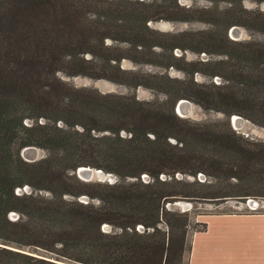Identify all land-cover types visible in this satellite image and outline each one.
I'll list each match as a JSON object with an SVG mask.
<instances>
[{
    "label": "trees",
    "instance_id": "16d2710c",
    "mask_svg": "<svg viewBox=\"0 0 264 264\" xmlns=\"http://www.w3.org/2000/svg\"><path fill=\"white\" fill-rule=\"evenodd\" d=\"M151 1L0 0V264H184L192 237L207 224L195 218L200 229L190 232L193 211L181 212L173 203L264 201V142L236 134L228 120L193 123L174 111L178 100L194 99L227 119L238 115L264 128V44L251 48L217 32L193 41L196 53L209 54L207 45L224 42L238 47L224 54L235 61L227 85L193 81L194 74L225 79L211 69L223 61L190 63L200 68L189 72L187 83L164 75L138 77L122 70L125 57L104 45L107 38L117 41L113 31L132 37L122 41L138 53L149 50L162 59L135 63L177 68L173 62L182 60L172 50L188 48L151 38L165 35L149 27L157 21L150 8H163L159 19L177 22L206 23L196 14L209 12L181 7L177 0L171 6ZM225 1L239 8L229 25L264 26L259 12L242 8L243 0ZM58 73L160 91L169 107L79 90ZM239 79L246 89L236 85ZM26 147L49 156L27 163L20 156ZM79 167L113 174L117 182H82L75 175ZM144 175L147 182L140 180ZM27 186V193H16ZM262 210L255 215H264ZM104 224L109 233L101 230Z\"/></svg>",
    "mask_w": 264,
    "mask_h": 264
},
{
    "label": "rangeland",
    "instance_id": "374dc122",
    "mask_svg": "<svg viewBox=\"0 0 264 264\" xmlns=\"http://www.w3.org/2000/svg\"><path fill=\"white\" fill-rule=\"evenodd\" d=\"M138 1H144V3H152L151 0H138ZM177 3L179 6L188 8H196L197 10H204V12L209 11L208 13L198 12L196 14L197 18L206 20V23L203 22H177V21H166L161 20L159 18H164L165 14L161 13L163 8H158L156 5H154L150 10L155 14L154 18L157 19L155 22H151L149 27L155 30L157 33L165 35V36H157L153 35L151 38L155 41L161 42L164 46H170L172 44H180L182 46H186V50H180L178 48H174L172 50V55L182 61H175L173 64L177 66L176 67H170L167 69H163L159 66H156L154 64H143V63H135L133 60H139V59H149L155 62L154 60L162 61L161 58L154 57L150 55L149 50L142 51L143 53H138V48L136 50L133 48V46L127 42H123L122 40H133V38L125 36L123 34H119L117 31H113L111 35L116 38L117 41H113L111 39H105L104 45L110 46L112 49V55L114 56H124L125 58L121 60L120 62V68L124 71H128L133 73V75H136L138 77H141L143 74H150V75H164L167 76L169 79H174L178 81H182L187 83L189 79V72L196 67L200 66H191L190 63L196 64L198 62H209L211 64L217 63L218 61H223L221 67L219 66H211V69L214 67L217 68L223 75L225 79H221L219 77H213L210 79L209 77L203 76L202 74H194L193 75V81L197 84H203V85H209L210 83H214L216 85L219 84H228L229 78L234 76V74L231 73L230 66L235 63L234 60H228L227 57L224 54H232L235 52L236 49H238L237 46H234L229 43H222L218 46H211L207 45L205 48L208 50L209 54L204 53H196L195 50L197 47L193 43L194 40H197L199 38H206L209 37V35H212V33L217 32L214 36L221 37L224 33H226L227 38L230 41H234L237 43H241L243 45H248L252 48V43H258V44H264V26L259 25L258 27H253L252 23H249L248 27H242V26H231L229 25L228 20L230 18H234L233 14L235 16H238L239 10L238 7H231V5L226 2L225 0H177ZM157 5L165 4L171 6L172 0H159V2L156 3ZM241 6L243 9H246L247 11H253V12H259L261 15L259 16L263 21L264 20V0H243L241 2ZM138 9L143 10L144 7L141 8V6H135ZM231 7V8H230ZM209 9V10H208ZM230 9H233V11ZM178 16V15H176ZM175 16V18H176ZM180 16V15H179ZM195 16V14H194ZM220 27V28H217ZM174 35H179V38L173 39L171 38ZM181 35V36H180ZM119 40V41H118ZM121 40V41H120ZM138 50V51H137ZM155 53H160L161 51L159 48L152 49ZM218 52L223 53V55H217ZM146 55V56H145ZM167 57V54H165ZM144 56V57H143ZM86 58H89L88 55H86ZM151 62V61H150ZM182 62V63H181ZM238 62V61H237ZM244 64V63H242ZM250 65V64H249ZM178 67L180 69H178ZM58 77L66 83L68 86L79 89V90H90L95 91L101 95H114V96H121V97H135L136 100L140 102H151V103H158L161 106L164 107L165 110L169 107L167 96L156 90H150L145 87H136L131 88L128 86L116 84L107 80H94L87 77L77 76V77H70L66 76L63 73H58ZM131 77V76H129ZM240 79L238 80V83L236 85L239 86V88H247L246 84H241ZM215 92L212 88H208L207 92ZM206 91V90H205ZM115 101V100H113ZM179 101V100H178ZM178 101L175 103V113H176V106L178 104ZM182 101H185L186 104L181 105V112L180 115L183 119L189 120L193 123H212L215 121H227L231 127V129L238 135L248 138L254 141L264 142V128L252 123L250 120H247L241 116L234 115L236 117H240V122L234 125V127L231 124L230 117L227 119V117L215 110L212 109H204L202 106H204V102L201 101L200 105L194 101V99H182ZM165 104V105H164ZM220 108H225L224 105H221ZM177 114V113H176ZM67 119L75 118L73 114H66L64 115ZM179 117V116H178ZM44 120H41V123H43ZM40 122L38 121V124ZM26 126H31L33 124L32 121L25 120V123H23ZM122 137H128L127 134L124 132H120ZM170 143H175L173 140H169ZM34 149V158L36 161L45 159L49 156V153L47 150L38 148V147H30ZM22 151V150H21ZM20 151V155H21ZM52 156H55V153L52 154ZM23 159V158H22ZM24 160V159H23ZM25 161V160H24ZM104 173V172H103ZM105 176H110L108 179L111 181V183L117 182V177L113 174L104 173ZM145 176V175H144ZM189 180H191L190 177H188ZM199 181H203L204 177H199ZM141 180V179H140ZM149 179H145L144 182H147ZM126 181V180H125ZM129 181V180H128ZM142 181V180H141ZM96 182V181H92ZM127 182V181H126ZM35 183V181H33ZM90 183V182H89ZM108 184L107 182H104ZM28 187V186H27ZM24 193V192H23ZM20 194V193H19ZM40 193L38 192V195ZM41 195H44L41 193ZM84 201L87 202V199ZM260 204H262L264 207V201L258 200ZM189 203V202H188ZM192 208L190 212H192V226L190 228V232H193L194 230L200 229L198 226H195V221L197 218V221L204 222L206 217L214 216V215H241V214H252L255 215L258 211H263L261 208H259L257 211H251L247 207L244 206L243 202L234 201V200H228L220 203H208V202H202V203H191ZM9 220H16L17 215L14 212H11L8 214ZM207 231L206 233L200 235L196 241L195 245L191 242V249L189 253L187 252L184 256V264H188V254H191V258L193 259L192 263H206L209 262L212 264L214 260L212 258H203L201 254L202 247L205 245L207 240H210L212 237L214 238L216 235L217 230L220 228L219 224L215 221H211L210 223H207ZM105 227V228H104ZM240 227H246L245 225L241 223H228L225 228H240ZM252 228L257 230L258 234L262 236L261 240L259 241V246L264 250V226L259 224H252ZM102 231H107L108 233L111 231V227L104 224L102 226ZM193 245V246H192Z\"/></svg>",
    "mask_w": 264,
    "mask_h": 264
},
{
    "label": "crops",
    "instance_id": "0c3cea01",
    "mask_svg": "<svg viewBox=\"0 0 264 264\" xmlns=\"http://www.w3.org/2000/svg\"><path fill=\"white\" fill-rule=\"evenodd\" d=\"M204 221L206 224L215 221L220 226L215 237L207 240L202 247L204 259L212 258V264H264V250L259 246L262 236L252 228L253 223L264 226V215H214L206 217ZM228 223H241L246 227L225 228ZM206 231L195 234L192 244L195 245L196 239ZM192 261L191 254H188V264H193Z\"/></svg>",
    "mask_w": 264,
    "mask_h": 264
},
{
    "label": "water",
    "instance_id": "95a60500",
    "mask_svg": "<svg viewBox=\"0 0 264 264\" xmlns=\"http://www.w3.org/2000/svg\"><path fill=\"white\" fill-rule=\"evenodd\" d=\"M183 104H186V102L182 101V99H181V100L178 101V104L176 106V113H177V115L180 118H182V116L180 115V112L182 110L181 105H183ZM233 116L234 115H232L230 117V120H231L232 126L234 127L235 119H234ZM236 118H238V120L240 119V117H236ZM33 151H34V149L30 148V147L23 148L22 151H21V155L20 156H21V158H23L25 160V162L34 163V162H36V159L33 156L34 155ZM75 175L77 176V178L80 181L85 182V183H89V182H92L94 180V181H96L98 183L107 182L108 184H114V182L111 183V181H109L108 178L110 176L106 177L105 174L99 169H92V168H89V167H79V168L76 169ZM144 177H146V176H144ZM199 177H201V176L199 175ZM162 179H163V176H162ZM187 179H188V177H187ZM191 180H193V179L191 178ZM85 199H86L85 197H81L80 198L81 202H83L84 204L86 203V201H84ZM244 206L247 207L251 211H255V210L259 209V208H263L262 207L263 205L260 204V202H258V199H254V198L246 199L245 202H244ZM170 207L179 209L181 212H189L191 210V208H192V205H191V203H188V202L177 201V202L173 203L172 206H170ZM103 232L104 233H108L107 231H103Z\"/></svg>",
    "mask_w": 264,
    "mask_h": 264
},
{
    "label": "built area",
    "instance_id": "2783aa9c",
    "mask_svg": "<svg viewBox=\"0 0 264 264\" xmlns=\"http://www.w3.org/2000/svg\"><path fill=\"white\" fill-rule=\"evenodd\" d=\"M145 179H147V176H146V177H144V176L141 177V180H142V181H145ZM198 179H199V176H198ZM28 190H29L28 187H23L22 189H17V190H16V193H17V194L22 193V192L27 193Z\"/></svg>",
    "mask_w": 264,
    "mask_h": 264
},
{
    "label": "bare ground",
    "instance_id": "6f19581e",
    "mask_svg": "<svg viewBox=\"0 0 264 264\" xmlns=\"http://www.w3.org/2000/svg\"><path fill=\"white\" fill-rule=\"evenodd\" d=\"M233 117H234V119H235V121H234V125L236 126V124L240 122V119L238 120V118H236V116H233Z\"/></svg>",
    "mask_w": 264,
    "mask_h": 264
}]
</instances>
